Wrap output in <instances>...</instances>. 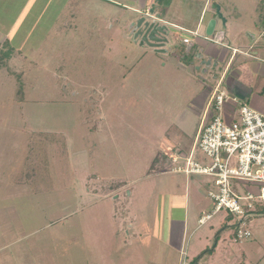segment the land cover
<instances>
[{
    "label": "rangeland",
    "instance_id": "374dc122",
    "mask_svg": "<svg viewBox=\"0 0 264 264\" xmlns=\"http://www.w3.org/2000/svg\"><path fill=\"white\" fill-rule=\"evenodd\" d=\"M115 1L0 0L8 32L0 37V264H181L168 228L185 217L188 263L264 264V211L246 218L252 237L244 241L238 217L221 224L225 212L200 225L214 208L213 177L178 173L186 158L173 163L167 153L191 155L217 85L199 39L185 45L187 30L172 22L196 28L208 1L249 25L264 18V1L153 0L172 21L163 23L167 53L135 38L144 15ZM252 33L254 53L264 39ZM256 73L253 101L262 103ZM245 103L252 107V97ZM194 159L211 165L199 149ZM33 169L37 181L19 184Z\"/></svg>",
    "mask_w": 264,
    "mask_h": 264
},
{
    "label": "built area",
    "instance_id": "2783aa9c",
    "mask_svg": "<svg viewBox=\"0 0 264 264\" xmlns=\"http://www.w3.org/2000/svg\"><path fill=\"white\" fill-rule=\"evenodd\" d=\"M190 33L193 38L199 37L198 32ZM184 43L191 44L192 41L186 38ZM229 101L237 104L232 113L227 112ZM210 113L212 120L207 123ZM198 149L211 159L210 166L204 167L196 162L194 157ZM170 157L173 163L186 158V164L178 166V173L213 177L217 192L210 191L209 197L214 208L199 220V224L204 225L225 212L239 218L236 238L239 241L250 239L252 232L246 218L255 213L257 203L264 202V114L223 90L222 82H219L212 90L191 155L172 154ZM247 184L256 187L257 193L250 189L237 191L234 187ZM187 260V253L183 250L181 264H190Z\"/></svg>",
    "mask_w": 264,
    "mask_h": 264
},
{
    "label": "crops",
    "instance_id": "0c3cea01",
    "mask_svg": "<svg viewBox=\"0 0 264 264\" xmlns=\"http://www.w3.org/2000/svg\"><path fill=\"white\" fill-rule=\"evenodd\" d=\"M34 1L35 0H27V4L28 3L31 4ZM111 1L116 2L115 0H110V2ZM189 1L192 2L195 0H189ZM263 1L264 0H262L261 2ZM123 2H125V4H127L128 7L135 10L136 12L142 13L144 17L152 13L155 17L159 16L162 25L163 23L172 22L171 20L168 19V15H166L163 18L162 13H159L158 9L155 7L153 0H131L130 3H127L128 2L127 0L125 1L123 0ZM18 17L21 18V14ZM213 19L217 20V25L215 27L213 35H207L206 34L207 26L209 22ZM242 19H243L242 16L237 18V16L235 17L229 14L225 15L222 12V7H219L216 4H214L213 7L210 8L208 6V1H207L200 13V17H199L198 23L196 24V28L194 29L193 28L190 29L189 27L186 28L184 27V25H179L173 22L172 24H174L175 28L180 27L188 31V32L184 31L186 32V35H187L185 39L190 38L189 35L191 33L189 34V32H198L199 37H195V38L192 37L191 44H185V43L184 44L189 45L190 48L195 45L194 48H196L197 41H195V39L196 38L199 39L200 47L203 49V53L205 57V59H203L202 55H199L201 60L203 59V65H205L208 68H211L213 66V62L214 64H216L215 69L213 71L214 72L213 73L214 82H217L216 84H218L219 82H222V89L229 91L230 93H233L231 95L237 98L241 102H245L246 100H248L249 97H252V107L258 112L264 113V100L262 103H257L256 100L253 101L254 92H253V88L251 87L252 80L254 79V73H256L253 71V69L258 71L256 74L262 73V75H264V59H262L259 56V52L261 51L262 47H264V44H260L261 46L258 48V52L253 53L254 47L259 43L257 42L256 35L252 33L253 31L257 30L260 32V37L264 39V18H263V14H258L256 17L250 20L249 25L244 23ZM192 24L190 26H192ZM230 24H232L234 29L230 31L229 34L227 35L224 32V29L222 28ZM232 26L230 25L231 28ZM235 27H238V28H235ZM12 31H15V29ZM7 34L8 32L6 30H3V31L0 30L1 39L3 40L6 39ZM249 40L252 42H250ZM168 43H169V39H168L167 44ZM163 46L165 48L166 44ZM193 50L192 49L189 50L188 53L190 55H196L198 53L197 50L196 51L195 49ZM227 54L230 55L227 67L223 71L221 77H219L220 73L218 75L217 73L220 72L219 70L222 69L221 66L224 65V61H225V58H227L226 57ZM240 56L243 58L241 59ZM250 58H252V61L249 62L248 59ZM257 61L258 62L261 61V63H258ZM249 63H253V64L250 65ZM228 76H229V79H228ZM226 79L228 80L226 81ZM225 81L230 86L229 89H225V84H226ZM210 88H209L210 95L206 101L207 105H208V101L212 93V88L211 89ZM259 90L262 92V95L264 96V86L260 87ZM236 106L237 104L235 102L229 101V104H227V108L229 111L227 112L232 113L234 109L236 108ZM206 112H207V106H206V110L204 114L202 115V118L204 117ZM167 153L168 154L170 153V155H172V153L169 151H167ZM226 214L227 215L224 216L221 221V224L223 225V227L224 226L227 227V225H229L230 222L235 217V216L233 217V215H229L228 213ZM229 216L231 220L227 219ZM200 219H198V223ZM189 223H190V220L188 217H185V219L174 218L172 220V224L170 228H168L169 234H170V239H169L170 246L168 248L171 249L172 256H176V255L181 256L180 260L182 259V251L185 250L187 253V247L185 246L188 242V239L186 237H187V232L189 229ZM218 237L220 238V236ZM198 260H201V259L198 258ZM197 264H200V261Z\"/></svg>",
    "mask_w": 264,
    "mask_h": 264
},
{
    "label": "water",
    "instance_id": "95a60500",
    "mask_svg": "<svg viewBox=\"0 0 264 264\" xmlns=\"http://www.w3.org/2000/svg\"><path fill=\"white\" fill-rule=\"evenodd\" d=\"M216 25L217 20H211L207 26L206 34L213 35ZM135 31L137 32L135 38L141 37L142 44L155 48L157 52H166L163 45H167L170 32L167 26L161 24L159 16L155 17L152 13L142 18L136 25Z\"/></svg>",
    "mask_w": 264,
    "mask_h": 264
},
{
    "label": "trees",
    "instance_id": "16d2710c",
    "mask_svg": "<svg viewBox=\"0 0 264 264\" xmlns=\"http://www.w3.org/2000/svg\"><path fill=\"white\" fill-rule=\"evenodd\" d=\"M37 172H36V170L35 169H33L32 171H27L26 172V174L24 175V177H22V178H20V180H19V184H24V183H28V182H30L31 181V183L32 182H34L35 180L37 181V178L39 177V174H38V176H37ZM37 191H39V190H37ZM259 208V206H258V204L256 205V209H255V213H259V214H261L264 210L263 209H258ZM227 219H229V220H231L230 219V216L227 218ZM196 261L195 260H193V262H191V264H194Z\"/></svg>",
    "mask_w": 264,
    "mask_h": 264
},
{
    "label": "flooded vegetation",
    "instance_id": "af4514ba",
    "mask_svg": "<svg viewBox=\"0 0 264 264\" xmlns=\"http://www.w3.org/2000/svg\"><path fill=\"white\" fill-rule=\"evenodd\" d=\"M137 40H138V39H137ZM137 40H136V41H137ZM138 42H139V41H138ZM138 42H137V43H138Z\"/></svg>",
    "mask_w": 264,
    "mask_h": 264
}]
</instances>
